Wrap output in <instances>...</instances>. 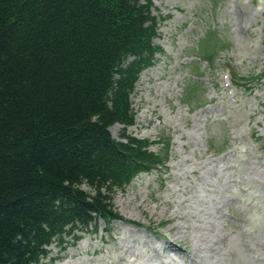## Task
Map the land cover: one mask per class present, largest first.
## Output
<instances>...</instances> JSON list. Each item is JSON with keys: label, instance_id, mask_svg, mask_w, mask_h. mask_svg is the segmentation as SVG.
<instances>
[{"label": "rangeland", "instance_id": "rangeland-1", "mask_svg": "<svg viewBox=\"0 0 264 264\" xmlns=\"http://www.w3.org/2000/svg\"><path fill=\"white\" fill-rule=\"evenodd\" d=\"M150 2L160 51L125 134L165 163L113 188L121 219L76 228L40 264H264V0Z\"/></svg>", "mask_w": 264, "mask_h": 264}, {"label": "trees", "instance_id": "trees-1", "mask_svg": "<svg viewBox=\"0 0 264 264\" xmlns=\"http://www.w3.org/2000/svg\"><path fill=\"white\" fill-rule=\"evenodd\" d=\"M150 1L0 0V264H40L76 228L121 219L113 188L164 165L125 134L160 51Z\"/></svg>", "mask_w": 264, "mask_h": 264}]
</instances>
